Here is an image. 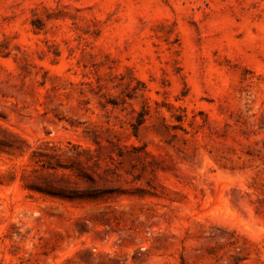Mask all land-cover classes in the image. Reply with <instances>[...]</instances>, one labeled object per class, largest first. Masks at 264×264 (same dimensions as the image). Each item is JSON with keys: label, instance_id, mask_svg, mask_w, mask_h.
Wrapping results in <instances>:
<instances>
[{"label": "rangeland", "instance_id": "374dc122", "mask_svg": "<svg viewBox=\"0 0 264 264\" xmlns=\"http://www.w3.org/2000/svg\"><path fill=\"white\" fill-rule=\"evenodd\" d=\"M0 264H264V0H0Z\"/></svg>", "mask_w": 264, "mask_h": 264}]
</instances>
